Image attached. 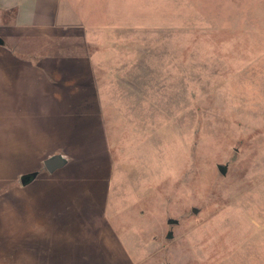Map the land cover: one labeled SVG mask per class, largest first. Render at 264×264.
<instances>
[{"label":"rangeland","instance_id":"rangeland-1","mask_svg":"<svg viewBox=\"0 0 264 264\" xmlns=\"http://www.w3.org/2000/svg\"><path fill=\"white\" fill-rule=\"evenodd\" d=\"M134 10H148L136 26L77 43L103 62L100 77L111 83L110 136L99 158L82 146L68 155L79 167L70 177L101 173L86 200L36 206L68 213L42 242L48 262L264 264V0H148V9ZM28 72L8 79L3 92L0 78V109L2 98L10 112L25 108L22 134L31 130L28 113H38L32 96L49 82L47 73L33 81ZM80 110L88 113L79 103L60 113L54 131L86 137L76 132ZM20 252L28 263L0 257V264H35L34 249Z\"/></svg>","mask_w":264,"mask_h":264},{"label":"crops","instance_id":"crops-1","mask_svg":"<svg viewBox=\"0 0 264 264\" xmlns=\"http://www.w3.org/2000/svg\"><path fill=\"white\" fill-rule=\"evenodd\" d=\"M122 1L0 0V37L5 42L0 45L2 92L8 86V79H16L25 71L32 73L33 81L42 72L47 73L49 80L45 87H38L37 95L32 96L29 105L34 106L38 113H28L26 121L30 122L31 130L24 134L19 129L21 113L25 112V108L21 107L19 113L10 112L6 109L5 100H1L0 257L3 263L6 257L10 263H16V260L28 263L25 261L28 258L21 252L19 254V250L24 252L32 248L36 255L35 264H53L48 262L47 248H51L46 244L45 249L42 242L50 241V231L61 227L63 224L59 223V218L68 216V213L57 214L50 209L41 211L43 206H36L43 203L48 206V200L53 197H70L82 202L87 196L84 193L89 192L92 183L101 177V173L96 177H70V169L79 168L77 165L72 167L69 159L72 148L82 146L85 149L82 153L105 154L110 136L106 96L111 83L107 85L105 78L100 77L105 69L103 62L92 61L89 54L82 52V45L77 43L99 41L100 36L108 31H117L123 25L136 26L137 20L146 18L148 10L134 14V9L138 6L148 9V0H139L140 4L134 7L127 6V3L122 5ZM137 2L134 1L135 4ZM57 41L66 44L56 45ZM14 52L16 59H9ZM17 63L19 65L15 68ZM96 69L97 75H94ZM62 74L68 75L70 81H60ZM77 103L86 107L88 113L82 110L77 113L81 119L75 126L76 132L87 131V136L80 138L75 132L64 135V131H54L61 123L60 113ZM55 110L59 116L52 117ZM9 127H13L14 132H10ZM67 147L70 149L65 150ZM43 154H46L44 161L52 155L61 154L68 159V163L49 173L44 167ZM96 157L99 158L97 154ZM102 169L104 171L105 166ZM32 173H38V176L23 185L21 178ZM56 231L65 232L62 228ZM146 260L147 256H144L131 264H144ZM55 263L58 264L57 260Z\"/></svg>","mask_w":264,"mask_h":264},{"label":"water","instance_id":"water-1","mask_svg":"<svg viewBox=\"0 0 264 264\" xmlns=\"http://www.w3.org/2000/svg\"><path fill=\"white\" fill-rule=\"evenodd\" d=\"M4 44H5L4 40L0 37V45L2 46ZM67 163H68V159L64 155L56 154V155H52V156L48 157L44 161V167L49 173H53L56 170L63 168L65 165H67ZM219 171L222 175H226L227 167L220 165ZM37 176H38V173H32V174L24 175L21 178V183L23 185H27L32 180H34ZM198 212H199L198 209H196V208L193 209L194 214H197ZM178 223H179L178 220H175V219H169L168 220V224L171 226L178 225ZM168 238L169 239L172 238V232H170ZM166 264H169V263H166Z\"/></svg>","mask_w":264,"mask_h":264},{"label":"flooded vegetation","instance_id":"flooded-vegetation-1","mask_svg":"<svg viewBox=\"0 0 264 264\" xmlns=\"http://www.w3.org/2000/svg\"><path fill=\"white\" fill-rule=\"evenodd\" d=\"M198 213H200V211H199ZM198 213H197V214H198Z\"/></svg>","mask_w":264,"mask_h":264}]
</instances>
